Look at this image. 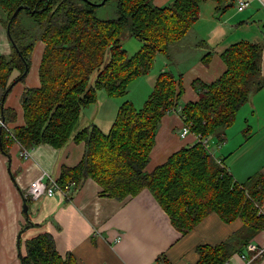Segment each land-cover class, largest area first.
Masks as SVG:
<instances>
[{
    "label": "trees",
    "instance_id": "16d2710c",
    "mask_svg": "<svg viewBox=\"0 0 264 264\" xmlns=\"http://www.w3.org/2000/svg\"><path fill=\"white\" fill-rule=\"evenodd\" d=\"M100 1L0 0L7 10L6 27L15 9L24 6L10 24L13 52L0 55L4 91L11 83V71L18 69L19 76L25 62L31 64L35 43H45L40 84L26 88L21 96L24 123L14 129L19 141L26 147L40 143L61 147L70 138L84 141L82 159L74 166H63L58 178L61 184L74 180L78 187L92 177L104 193L117 198L148 188L182 231L192 229L210 211L227 221L241 216L252 232L263 227L264 175L237 181L225 158L218 161L204 142L210 136L223 141L239 109L264 87L260 44L249 40L231 44L221 52L227 65L223 74L213 81L194 80L199 99L186 102L180 111L200 140L147 171L158 125L165 113L178 108L183 93L181 75L166 68L158 72L143 105L123 101L108 130L94 122L78 129L81 112L96 102L100 89L110 96L127 94L130 82L147 74L160 53L170 60V47L192 28L203 0H174L164 7L153 0H116L117 15L109 18L96 14ZM216 1L220 11L231 0ZM24 14L32 26L22 22ZM127 33L142 42L131 55L123 46ZM8 113L15 115L12 109L3 108L5 118ZM11 140L2 130L0 148L7 151ZM26 245L22 264H78L72 254L58 251L48 232L30 238ZM197 250L195 264H224L234 251L233 238L202 244Z\"/></svg>",
    "mask_w": 264,
    "mask_h": 264
},
{
    "label": "crops",
    "instance_id": "0c3cea01",
    "mask_svg": "<svg viewBox=\"0 0 264 264\" xmlns=\"http://www.w3.org/2000/svg\"><path fill=\"white\" fill-rule=\"evenodd\" d=\"M173 1L153 0L161 7ZM238 1H226L224 5L228 6L218 11L216 0H203L192 28L171 46L170 60L165 59L162 69L181 75L183 93L178 108L165 113L158 125L147 171L198 140L193 131L181 135L185 122L180 110L186 102L199 99L195 79L213 81L223 74L227 65L221 52L228 46L241 40L259 43L264 75V0H248L250 4L243 10L237 8ZM6 18L7 10L0 5V55L10 56L13 45L4 23ZM44 47L42 40L35 43L27 75L13 85L5 98L0 84V115L5 118L3 108L15 112L14 117L8 113L5 118L13 129L24 123L23 91L40 84ZM18 74L14 68L9 80L12 82ZM241 112L239 121L225 129L223 141L217 136L208 138L211 154L217 159L225 158L239 182L264 175V87L252 94L237 116ZM85 149L84 141L73 138L61 147L40 143L31 147L29 155H22L15 139L7 151L0 148V264H22L20 256L27 251V241L45 232L53 236L61 254H72L78 264H195L198 246L215 245L230 237L234 251L226 264H264V251L255 256L257 249L264 246V226L252 232L241 216L227 221L218 212L210 211L192 229L182 231L148 188L117 198L104 193L95 179L86 177L70 196L29 199V213H25L23 199L31 181L44 172L58 179L63 166L76 165ZM260 205L264 214V197Z\"/></svg>",
    "mask_w": 264,
    "mask_h": 264
},
{
    "label": "rangeland",
    "instance_id": "374dc122",
    "mask_svg": "<svg viewBox=\"0 0 264 264\" xmlns=\"http://www.w3.org/2000/svg\"><path fill=\"white\" fill-rule=\"evenodd\" d=\"M96 14L104 18L115 17L117 15L116 0H108L105 4L97 6ZM22 22L27 26L33 25L32 20L28 18L26 14L22 16ZM141 44L142 42L137 37L132 36L129 33L125 34L123 37V46L127 49V52L130 55L134 54L140 48ZM166 58L167 56L160 53L156 58L155 64L153 66L154 69L152 68L147 74L133 79L129 84V91L125 95L110 96L106 90H98L96 102L92 103L88 107L83 108L78 129L87 126L92 122H96V124H98L100 127L108 130L109 126L114 120L119 105L125 100L133 99L135 101L134 104L137 107L142 106L150 92V89L152 90L157 73L166 66V63L162 64ZM171 65L172 62L170 61V66ZM151 71L154 73H150ZM243 113L244 112H241L238 114V116L236 115L237 117L235 118V123L239 121V119L243 116Z\"/></svg>",
    "mask_w": 264,
    "mask_h": 264
},
{
    "label": "built area",
    "instance_id": "2783aa9c",
    "mask_svg": "<svg viewBox=\"0 0 264 264\" xmlns=\"http://www.w3.org/2000/svg\"><path fill=\"white\" fill-rule=\"evenodd\" d=\"M250 1L248 0H239L237 4V8L239 10L245 9L247 6H249ZM4 130L5 136L8 138H12L17 140L22 148V155H29L31 153V147L24 146L19 139L17 138L15 134V130L10 125V122H8L2 115H0V131ZM192 132L191 125L188 123H185L182 130L181 135L185 136L187 133ZM198 140H200L199 134H197ZM204 142L206 143V146L209 149L208 144V138L204 139ZM211 153V151H210ZM220 161V158L218 159ZM47 176L48 179H45L44 177ZM77 183L74 180L68 181L64 184H61L58 179L53 178L49 173L44 172L39 177L31 181L29 186L26 189L25 196L29 199L37 200L44 196H55L56 194H61L65 197L70 196L71 191L75 188H77ZM251 248L255 249V245L251 244ZM264 251V246L259 247L257 249V252L255 253V256H258L262 254ZM226 264V263H224Z\"/></svg>",
    "mask_w": 264,
    "mask_h": 264
},
{
    "label": "water",
    "instance_id": "95a60500",
    "mask_svg": "<svg viewBox=\"0 0 264 264\" xmlns=\"http://www.w3.org/2000/svg\"><path fill=\"white\" fill-rule=\"evenodd\" d=\"M107 0H101L100 2H98V3H96L98 6H100V5H102V4H105V2H106ZM24 6L23 5H20L19 7H17L16 9H15V11L13 12V14H12V16H11V19H10V21H9V23H8V25H7V33H8V36H9V38H10V40L12 41V43L13 44H15L14 43V41L12 40V38H11V35H10V24H11V22H12V20L16 17V15L18 14V12H19V10L21 9V8H23ZM25 65H26V67H25V69H24V71L16 78V79H14L10 84H9V86L7 87V89H6V91L4 92V98H5V96H6V94H7V92L13 87V85L21 78V77H23V76H25L27 73H28V71H29V68H30V66L28 65V63L27 62H25ZM3 98V99H4ZM0 133H1V131H0ZM29 207H30V205H29V201H28V199H27V197L26 196H24V199H23V210H24V212L25 213H29ZM30 225V224H29ZM27 226V225H26Z\"/></svg>",
    "mask_w": 264,
    "mask_h": 264
}]
</instances>
